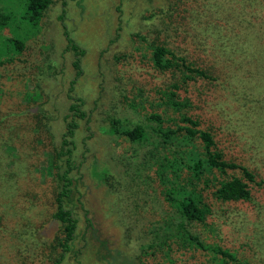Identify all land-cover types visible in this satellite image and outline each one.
<instances>
[{
    "label": "trees",
    "instance_id": "trees-1",
    "mask_svg": "<svg viewBox=\"0 0 264 264\" xmlns=\"http://www.w3.org/2000/svg\"><path fill=\"white\" fill-rule=\"evenodd\" d=\"M2 2L0 65L20 53L52 0ZM158 18L164 38L159 43L148 42L141 55L147 59L150 79H159L156 88L144 92L147 96L140 91L129 98L124 95L135 116H109L103 128L135 149L146 147L144 162L154 166L153 181L168 206L166 217L152 225L150 240L139 245L141 254L160 253L172 264L173 250H198L209 253L207 264H264V228L260 225L264 207H257L252 195L253 190H264V0H169ZM58 19L72 52L73 77L66 91L63 127L51 150V217L58 224L53 237L44 241L47 254L52 252L51 264H62L65 256L77 258L79 253L75 246L77 216L71 206L76 201L73 151L79 120L87 116L84 100L73 93L82 72L84 49L68 35L63 10ZM5 28L9 35L2 33ZM134 36L144 39L140 34ZM178 38L188 39L191 48H182L183 53L172 48L171 40ZM216 92L222 94L220 107L214 102ZM240 123L245 127L243 142H238L232 130ZM100 173L99 180L112 179L107 170ZM150 182L151 178L145 186ZM144 187L137 192L145 193ZM243 203L255 207L259 223L258 230L250 234L234 229L214 213L217 204ZM242 211L238 222L256 229L250 225L255 214ZM194 224L208 229L212 240H203L193 231Z\"/></svg>",
    "mask_w": 264,
    "mask_h": 264
},
{
    "label": "rangeland",
    "instance_id": "rangeland-1",
    "mask_svg": "<svg viewBox=\"0 0 264 264\" xmlns=\"http://www.w3.org/2000/svg\"><path fill=\"white\" fill-rule=\"evenodd\" d=\"M168 2L52 0L20 53L12 62L0 65V264H51L52 252L47 254L44 245L58 228L51 217V150L63 127L61 116L66 112V91L73 77L72 52L66 47L58 19L62 10L68 35L84 49L82 72L73 93L84 100L87 115L79 120L73 151L76 201L71 206L77 216L75 246L79 253L77 258L65 256L62 264H169L160 253L142 255L139 249L150 240L152 225L165 218L168 209L153 181L154 166L144 162L146 147L135 149L103 131L109 116H135L124 95L129 98L140 91L147 96L144 92L156 88L159 79H150L147 59L141 55L148 42L159 43L164 38L158 16ZM2 5L0 0V11ZM151 13L156 15L151 17ZM2 33L9 35L10 30L5 28ZM134 34L144 39L139 41ZM187 40H171L170 46L183 53L182 48H191ZM216 96L214 102L220 107L222 94L216 92ZM139 113L144 115L142 110ZM244 128L240 123L232 129L238 142H243ZM125 155L131 158L123 160ZM103 170L112 179L99 180L97 175ZM140 187L146 192L138 193ZM252 195L257 207H264V190H253ZM217 206L216 217L224 218L234 229L247 234L258 230L252 205ZM242 210L255 214L250 225L256 229L238 222ZM192 229L203 240H212L204 226L194 224ZM170 256L172 264L210 261L209 253L198 250H173Z\"/></svg>",
    "mask_w": 264,
    "mask_h": 264
}]
</instances>
